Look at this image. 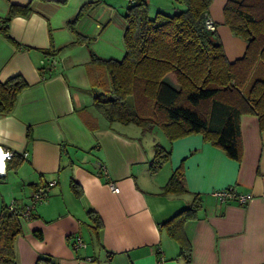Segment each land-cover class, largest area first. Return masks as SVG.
Segmentation results:
<instances>
[{"label":"crops","instance_id":"crops-1","mask_svg":"<svg viewBox=\"0 0 264 264\" xmlns=\"http://www.w3.org/2000/svg\"><path fill=\"white\" fill-rule=\"evenodd\" d=\"M132 1L0 0V17L11 3L31 8L27 15L11 18L13 41L0 32V81L19 74L28 83L12 110L0 112V148L14 153L4 171L0 166V209H23L36 185L55 181L45 200L33 205L32 217L21 216L15 264H34L39 256L56 264H180L178 242L163 223L195 194L200 198L196 216L184 223L190 264H264V128L255 114L240 115L242 151L234 159L199 132L171 141L163 131L151 137L153 130L142 132L133 123L108 124L92 107L87 88L90 51L119 59L117 52H124L123 13ZM144 1L150 15L168 11L176 2ZM88 2L91 6L76 24L88 39L78 42L67 21ZM149 5L154 6L152 13ZM181 8L173 6L172 12ZM208 17L218 32L221 12L209 10ZM91 36H101L103 52L91 48ZM233 38L235 45L223 46L230 60L246 46L243 39ZM155 142L168 147L170 155L152 173ZM178 166L185 191L161 193ZM226 186L251 196L244 204L218 200L212 192ZM76 234L84 245L74 247Z\"/></svg>","mask_w":264,"mask_h":264},{"label":"trees","instance_id":"trees-1","mask_svg":"<svg viewBox=\"0 0 264 264\" xmlns=\"http://www.w3.org/2000/svg\"><path fill=\"white\" fill-rule=\"evenodd\" d=\"M174 1L181 3L182 8L152 15L146 1L130 2L123 13L121 58H103L90 51L87 74L91 105L108 124L133 123L142 132L159 126L169 141L199 132L229 157L239 159L240 115L255 114L260 128H264V0H226L224 22L246 42L243 53L232 60L216 30L205 25L211 0ZM91 4L82 5L67 21L78 42L88 39L76 24ZM30 10L29 4L11 3L6 16L0 17V32L11 39V18L27 15ZM41 68L48 76L49 70L44 71L47 67ZM27 86L19 74L0 81V112H10L18 94ZM86 122L92 126V122ZM169 155L168 147L155 142L150 171L156 172ZM181 176L182 168L178 166L160 192L183 193ZM72 187L79 192L75 185ZM199 199L195 194L185 208L163 223L178 242L180 264H190L191 244L184 223L196 216ZM19 210L5 205L0 209V264L16 262L14 240L22 232ZM34 264L56 263L49 256H39Z\"/></svg>","mask_w":264,"mask_h":264},{"label":"built area","instance_id":"built-area-1","mask_svg":"<svg viewBox=\"0 0 264 264\" xmlns=\"http://www.w3.org/2000/svg\"><path fill=\"white\" fill-rule=\"evenodd\" d=\"M205 25L208 29L214 30L215 29V23L209 18L207 17L205 19ZM53 63L54 60L50 61V67H53ZM3 150V152H2ZM0 149V162L1 159L4 155H7L11 158L12 153L7 150V149ZM109 186L113 191H118V187L112 182L109 181ZM55 184V181L52 180L46 184H41V185H36L31 193H30V202L23 208L19 210V213L21 214L22 217H24L25 219H30L31 218V209L33 207V205L36 202H40L45 200L46 196H47V192L48 189L51 185ZM214 196L221 201H224L226 199H236L238 202L244 204L249 198H250V194H238L234 191L233 186H226L224 188H220V189H215L213 192ZM9 208H13L12 205L9 206ZM74 247H78L81 245H84L81 237L79 235H74V243H73Z\"/></svg>","mask_w":264,"mask_h":264},{"label":"rangeland","instance_id":"rangeland-1","mask_svg":"<svg viewBox=\"0 0 264 264\" xmlns=\"http://www.w3.org/2000/svg\"><path fill=\"white\" fill-rule=\"evenodd\" d=\"M225 2H226V0H211L210 6H209V10L210 11L211 10H214L215 12H219V13L221 12V15L223 17V6H224ZM172 5L173 6H177V7H182V4L179 3V2H175V3L172 2ZM172 7L170 8V10L165 11V12L172 13ZM149 10H150V13H152L154 11V6L153 5H149ZM218 25H219V30L216 33V36L221 41V43H222L223 46H226V48H229L230 49L231 46L235 45V41L236 40L233 37L236 36V35H234L231 32L228 24H226L224 22V18H222V19L219 20ZM237 37H239V36H237ZM89 39L91 41V48L94 51L96 50L98 52H103L102 50H104V47L100 45L101 43L99 44V41H101V36H98V37L97 36H91V37H89ZM97 39H99V40H97ZM94 43H97V46L93 47L92 44H94ZM115 53H113V54H115ZM122 53H124L123 50L121 52H117L118 55H115V56H118L119 58H121L122 55H123ZM84 84H85V86L87 85V79L84 80ZM88 87H89V82H88L87 88ZM88 91H90L89 88H88ZM161 132H162L161 128L159 126H155L154 129H153V131L150 134H148V135H151V137H154V136L157 137L159 135H162ZM160 142L161 143L163 142V138L160 140Z\"/></svg>","mask_w":264,"mask_h":264},{"label":"clouds","instance_id":"clouds-1","mask_svg":"<svg viewBox=\"0 0 264 264\" xmlns=\"http://www.w3.org/2000/svg\"><path fill=\"white\" fill-rule=\"evenodd\" d=\"M0 149L2 150V148H0ZM2 152H3V150H2ZM8 159H10V157L7 156V155H4V156L2 157V159H1L0 166H1V168H2L3 171L5 170L6 161H7Z\"/></svg>","mask_w":264,"mask_h":264}]
</instances>
